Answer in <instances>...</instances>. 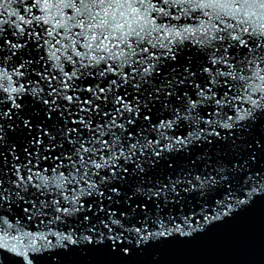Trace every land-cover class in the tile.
<instances>
[{
	"label": "snow or ice",
	"instance_id": "snow-or-ice-1",
	"mask_svg": "<svg viewBox=\"0 0 264 264\" xmlns=\"http://www.w3.org/2000/svg\"><path fill=\"white\" fill-rule=\"evenodd\" d=\"M0 264H264V0H0Z\"/></svg>",
	"mask_w": 264,
	"mask_h": 264
}]
</instances>
